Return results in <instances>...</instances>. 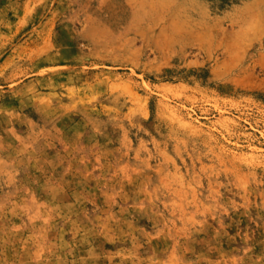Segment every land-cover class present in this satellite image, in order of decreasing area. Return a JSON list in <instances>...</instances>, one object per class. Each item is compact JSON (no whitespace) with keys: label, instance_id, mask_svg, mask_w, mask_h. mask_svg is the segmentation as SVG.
Instances as JSON below:
<instances>
[{"label":"rangeland","instance_id":"rangeland-1","mask_svg":"<svg viewBox=\"0 0 264 264\" xmlns=\"http://www.w3.org/2000/svg\"><path fill=\"white\" fill-rule=\"evenodd\" d=\"M0 264H264V0H0Z\"/></svg>","mask_w":264,"mask_h":264}]
</instances>
